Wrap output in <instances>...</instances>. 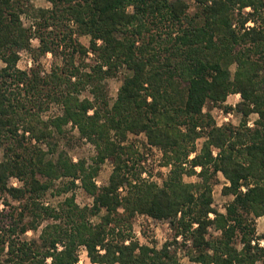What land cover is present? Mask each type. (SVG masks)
<instances>
[{"label": "trees", "instance_id": "trees-1", "mask_svg": "<svg viewBox=\"0 0 264 264\" xmlns=\"http://www.w3.org/2000/svg\"><path fill=\"white\" fill-rule=\"evenodd\" d=\"M31 1L0 0V264H80L81 247L97 264H182L174 246L184 242L200 264H264V0H195L193 12L186 0ZM121 69L111 102L106 80ZM236 93L224 108L241 123L217 125L206 106ZM68 126L95 147L91 162L61 147ZM141 133L168 167L162 183L142 176L144 156L127 142ZM219 175L232 197L224 211L214 205ZM77 187L92 205L77 203ZM137 214L169 220L173 240L141 243Z\"/></svg>", "mask_w": 264, "mask_h": 264}, {"label": "rangeland", "instance_id": "rangeland-1", "mask_svg": "<svg viewBox=\"0 0 264 264\" xmlns=\"http://www.w3.org/2000/svg\"><path fill=\"white\" fill-rule=\"evenodd\" d=\"M190 5V12H193L195 10V0H186ZM31 5L35 8L40 7H49L50 3L46 0H32ZM34 13L33 10H31V14ZM31 14L23 15V22L26 27H29L32 24L33 18L31 17ZM79 40L84 43L86 46L89 45V37L86 35L79 36ZM34 46L39 45V41L37 38H34L32 41ZM90 57L92 55L90 54ZM30 54L27 52H24L21 54V58L19 61V66L22 69L29 68V61H30ZM54 62V56L49 53L45 57L42 58V63L45 67V69L48 71L51 68L52 63ZM87 62H90V58L87 59ZM234 70V68H233ZM127 74L126 69H121L117 72V74L111 78H108L106 80V87L108 91V96L111 102H113L119 92V89L123 83L124 76ZM90 92L88 90H85L82 94L83 97L90 96ZM241 100V96L231 95L228 96L227 101L222 104L221 106H212L211 104L206 106V111H210L211 114L214 116L217 125L221 126L226 123H231L233 125H239L242 121L243 115L239 113L237 110H231L229 112L225 111L224 106L227 105L229 107H236V104ZM209 108H211L209 110ZM257 117V114H252L248 117V125L253 126L255 118ZM68 135L70 137L69 140H66L65 138L60 142L61 147L66 148L70 155L74 158L75 161H77L79 158H85L88 160V162H91L93 157L95 156L96 150L95 147L86 141L85 139H80L79 133L76 129L71 128L68 126ZM128 143H133L138 151L144 156V161L142 163V176L145 178H150L153 180L158 181L159 183H162L163 178L166 177L168 173V167L161 165V152L159 149L152 147L148 144L147 138L145 134H129L128 135ZM202 143V140H199L198 146L200 147ZM3 158V149L0 148V160ZM113 169V164L111 161L105 162L100 170L99 175L95 178L96 183L99 186H102L106 184L109 180L110 174ZM219 182L214 186V200H215V207L224 211L225 205L230 201L232 198L231 196L224 195L222 192L223 185L226 182V179L222 176H218ZM186 181H197V177H185ZM13 184L18 186L19 181L16 179L13 180ZM75 193V199L77 203H79L81 206L84 205H92L93 198L88 195L83 188L77 187L74 191ZM50 198V197H49ZM65 196H56L54 201L56 203L64 200ZM11 202L14 205H17L18 202L11 199ZM5 208V204H0V211ZM101 214L94 217L95 221L100 220ZM257 231L259 233H264V216L257 219ZM133 233L135 238H137L141 243H156L158 247H161L165 242L172 241L175 235V229L172 225V223L169 220H155L147 215L144 214H137L134 217L133 220ZM212 235H216L218 232L212 228L210 230ZM40 233V230L38 232L29 231L28 237H34L37 236ZM178 240H182L181 237H178ZM262 244H264V241H262ZM177 247L178 249V255L182 262V264H200L197 262H194L190 260L189 256L187 255L190 247V243L184 242L182 244H179ZM80 256V264H97L92 263L90 261V258L88 257V253L86 249L82 248L79 251Z\"/></svg>", "mask_w": 264, "mask_h": 264}, {"label": "built area", "instance_id": "built-area-1", "mask_svg": "<svg viewBox=\"0 0 264 264\" xmlns=\"http://www.w3.org/2000/svg\"><path fill=\"white\" fill-rule=\"evenodd\" d=\"M22 53H24V52H22ZM49 54V53H48ZM32 59L30 58V61H29V66H32Z\"/></svg>", "mask_w": 264, "mask_h": 264}, {"label": "crops", "instance_id": "crops-1", "mask_svg": "<svg viewBox=\"0 0 264 264\" xmlns=\"http://www.w3.org/2000/svg\"><path fill=\"white\" fill-rule=\"evenodd\" d=\"M231 95H232V94H231ZM233 95H236V96H241V95H240V94H238V93H236V94H233ZM229 96H230V95H229ZM256 118H257V117H256ZM256 118H255V119H256ZM221 211H222V210H221Z\"/></svg>", "mask_w": 264, "mask_h": 264}]
</instances>
